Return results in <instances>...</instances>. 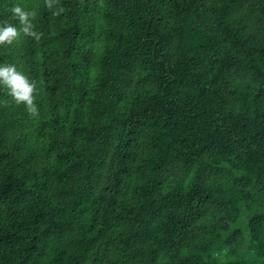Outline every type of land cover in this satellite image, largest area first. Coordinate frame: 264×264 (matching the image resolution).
Here are the masks:
<instances>
[{
  "label": "trees",
  "instance_id": "obj_1",
  "mask_svg": "<svg viewBox=\"0 0 264 264\" xmlns=\"http://www.w3.org/2000/svg\"><path fill=\"white\" fill-rule=\"evenodd\" d=\"M0 0V264H264V0Z\"/></svg>",
  "mask_w": 264,
  "mask_h": 264
},
{
  "label": "clouds",
  "instance_id": "obj_2",
  "mask_svg": "<svg viewBox=\"0 0 264 264\" xmlns=\"http://www.w3.org/2000/svg\"><path fill=\"white\" fill-rule=\"evenodd\" d=\"M46 4L51 7L50 0H46ZM11 13L22 27L18 29L12 24L0 26V46L13 44L21 33L39 39V34L34 30L33 21L36 15L34 11H27L20 5H14ZM0 87L6 88L16 103L25 105L33 113L36 112L34 103L36 85L23 72L18 71L14 64L0 65Z\"/></svg>",
  "mask_w": 264,
  "mask_h": 264
}]
</instances>
